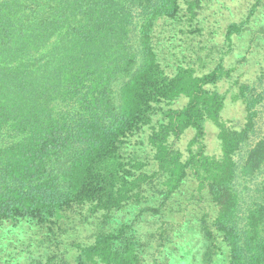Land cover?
Masks as SVG:
<instances>
[{"label":"trees","instance_id":"16d2710c","mask_svg":"<svg viewBox=\"0 0 264 264\" xmlns=\"http://www.w3.org/2000/svg\"><path fill=\"white\" fill-rule=\"evenodd\" d=\"M213 2L0 0V264H264V0Z\"/></svg>","mask_w":264,"mask_h":264},{"label":"rangeland","instance_id":"374dc122","mask_svg":"<svg viewBox=\"0 0 264 264\" xmlns=\"http://www.w3.org/2000/svg\"><path fill=\"white\" fill-rule=\"evenodd\" d=\"M255 2V0H217V2H213L209 9L210 11V20L209 25L216 30L215 37L217 41L222 40V33L224 32L225 26L230 22H236L239 19H242L248 12L251 5ZM208 11V12H209ZM217 12V13H216ZM215 22V24H214ZM243 45L238 44L237 49L240 50ZM237 50V51H238ZM239 53L235 52L234 55ZM228 89L226 84L221 83L218 85L217 90L221 93H225ZM185 100H180L175 103L174 107L179 108L183 106ZM221 119L223 121H242L243 120V108L239 103H232L230 101L229 95H227L225 101V107L221 113ZM216 129L213 125H206V136L204 138V144L206 146V153L209 155H219V147L218 141L216 139ZM192 137V132H186L182 138L175 143V146L184 151L187 142ZM196 213V212H195ZM159 225L153 220L145 222L142 224V230L145 232L149 229H154ZM190 233V232H189ZM189 233L186 236H183V246L186 247L188 242L192 239ZM81 237L77 236L76 240L79 241ZM1 252V251H0ZM187 261V259H186Z\"/></svg>","mask_w":264,"mask_h":264}]
</instances>
